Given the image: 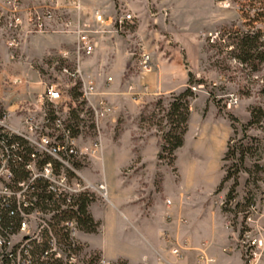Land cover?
Listing matches in <instances>:
<instances>
[{"label":"rangeland","instance_id":"rangeland-1","mask_svg":"<svg viewBox=\"0 0 264 264\" xmlns=\"http://www.w3.org/2000/svg\"><path fill=\"white\" fill-rule=\"evenodd\" d=\"M84 2L89 6H98L106 16L113 19L122 14H130L133 19L117 34L98 36L96 52L81 63L83 73L95 80L97 90L104 94L103 98L109 105L116 107L118 117L115 124L108 121L100 122L99 136L103 154L100 158H85L79 162L81 178L89 184L96 183L103 164L108 166L109 162H114L117 158V152L112 146H107V140H110V144H121L119 140L126 131L131 134L133 141L134 159L131 168L140 169L149 165L141 163L139 141L152 135L159 137L160 133H156L157 129L148 127L147 124L139 126V116L143 112L147 116L150 115L154 111V103L160 99L164 100L163 104L166 106L170 93L161 94L158 90L150 89L145 83L148 93L141 105H134L130 96L126 95L129 84L139 83L141 54L146 52L151 56L153 72H158L162 66L169 70L184 71L187 82L189 79L194 82L190 84L191 86H197L195 82H202L200 84L203 85V89L194 93L196 97L190 103V116L191 112L196 110H201L204 115L209 107L216 110L214 118L216 120L221 119L228 123L225 114L233 115L238 120V133L234 136L235 140L231 142V147L237 142L242 146L243 153H247L245 166L240 165L239 161L230 159L225 163L227 167L234 165L233 174L237 173L234 181L230 180L222 186L219 184L208 197L203 210L200 213L186 215L184 219L188 223L187 226L190 225L200 238L209 240L214 238L217 249L214 254L210 252L209 255L215 258L217 264H244L243 251L231 235L238 234L242 212L249 199L255 202L264 199V120L259 125L245 127L250 117L249 109L256 106L264 108V66L257 73H250L249 69L238 64L229 55L232 47L229 45L228 36L233 32L256 29L264 31V0H84ZM70 40V37L61 35L32 38L21 48V51H17V58L13 62L7 61L8 51L4 46H0V109L13 110L5 125L13 127L15 103L28 97H35L40 90L36 85L40 79L53 81L54 77L59 75L61 65L73 67L71 63H62L58 57L61 50L68 48L64 43ZM261 40L264 42V32ZM22 73H26L27 76L22 78V85L15 86L13 80L20 78ZM108 77L112 78V82L107 85ZM62 80L70 83L64 77ZM214 83L216 86H213ZM186 86L188 87L187 83ZM230 94L238 97L237 108L227 109V97ZM76 96L79 102H83L78 95ZM74 101L73 99V104H76ZM83 107L85 110L88 109L85 102ZM83 116L87 120L85 112ZM162 116L163 113L159 115ZM194 119L193 116L190 131L193 130ZM83 132L88 133L92 140L98 135L95 129L92 131L86 129L77 135L80 137ZM82 142H85L84 139ZM189 142L192 141L187 138V148ZM182 160L180 155L178 160L180 169H182ZM218 162L219 160L216 162H211L209 159L197 160L200 165L198 167L208 170V176L215 181H219L222 177ZM155 166L170 168L171 171L168 168L166 170L170 180L166 177L165 187L168 188L167 193L174 195L176 182L174 175H171L172 168L163 162L160 163L158 159ZM151 177L158 190L163 181L161 173ZM231 188L234 189L237 205L225 209L220 204L226 201ZM87 195L94 200L89 207V213L93 221L98 224V228L94 234L80 231L78 233L77 243L81 247L79 254L84 262L92 258H105L113 264H127L124 260L108 259L101 251L92 249V242L99 247L107 242L102 235L101 221H96V218L103 214L104 207H107L105 211L108 214L116 216L114 232L108 238L113 249L130 256L132 264H160L159 255L169 260L161 254L164 246L160 238L161 227H158L154 221L151 220L145 227H140L125 220L119 212L122 210L111 206L107 192L106 197L91 192ZM94 203L98 204L96 205L98 208L92 206ZM102 204L103 208H101ZM210 209L213 220L210 219ZM186 212L188 211H184ZM174 217L177 218L176 215ZM175 218L170 222L165 221L168 224L172 222V226H178ZM227 220L234 223L232 228L225 227ZM87 235H92V238H88ZM223 248L228 249L226 253H222ZM192 259L187 254L184 264L187 261L188 264H192ZM261 264H264V261Z\"/></svg>","mask_w":264,"mask_h":264},{"label":"built area","instance_id":"built-area-1","mask_svg":"<svg viewBox=\"0 0 264 264\" xmlns=\"http://www.w3.org/2000/svg\"><path fill=\"white\" fill-rule=\"evenodd\" d=\"M132 19L130 14L113 19L84 0H0V46L8 51V62L16 60L17 51L30 39L61 35L71 40L64 43L68 48L61 50L58 57L62 63L73 66L61 65L56 81L40 79L36 83L40 90L35 97L15 103L13 127L4 124L13 110L0 109V264H113L105 258L84 262L77 243V223L61 219V214L83 194L99 193L106 197L104 183L89 184L81 178L79 162L102 156L99 125L101 121L115 124L117 109L99 93L95 80L83 73L81 63L96 52L98 36L117 34ZM152 64L151 56L143 52L140 74L150 72ZM25 74L15 78L13 84L22 85ZM63 77L70 83H65ZM111 82L112 78L108 77L107 85ZM196 85L189 86L193 93L203 89L202 84ZM75 91L92 113L98 134L94 140L88 133L74 135L68 124L69 113L75 106ZM147 91V85L139 82L129 84L126 95L134 105H141ZM227 99V109L238 107L236 95L230 94ZM19 174L23 176L17 177ZM41 188L58 203L57 210L51 209L53 204L49 201H46V210L40 208L34 193ZM165 204L169 208L170 200ZM235 205V198L220 204L225 209ZM7 215L17 217V228L15 219L9 226L4 223ZM172 218L170 214L165 216L168 222ZM175 220L186 224L183 218ZM241 220L238 234H234L238 236L244 264H261L264 261V199L249 200ZM233 225L231 221L225 222L226 228ZM160 238L168 245V253L174 260L169 262L159 255L160 264H180L186 261L190 251L197 252L192 264H217L209 255L210 242L194 249L187 239L179 240L167 231H162ZM227 250L223 248L222 252Z\"/></svg>","mask_w":264,"mask_h":264},{"label":"crops","instance_id":"crops-1","mask_svg":"<svg viewBox=\"0 0 264 264\" xmlns=\"http://www.w3.org/2000/svg\"><path fill=\"white\" fill-rule=\"evenodd\" d=\"M138 81L146 83L150 89L158 90L161 94H169L185 87L187 76L184 74V71L169 70V68L162 66L158 72L151 71L144 74V76H138ZM215 113L216 110L213 107H209L204 115L201 110L191 112L183 145L175 153V172H171L176 182L174 195L166 192L168 188L165 187V179L168 177L170 180V175L166 173L168 167L158 168L155 166L160 149L159 137L156 135L140 139L139 141L138 151L141 163L149 164L140 169L131 168L134 153L132 151L133 141L129 132L126 131L127 133H123L120 138L121 140H119L121 144H110V140H107V146H112L117 152V158L114 162H109L108 166L103 164L100 177L95 181L96 183H104L106 185L109 203L112 207L122 210L119 212L128 222L145 227L146 223L152 220L158 227H161L160 233L164 229L174 238L187 239L194 249L200 248L202 243L210 242L212 247L209 253L211 252L212 254L217 249L213 237L210 240L200 238L199 234L195 233L190 225L187 226V222L185 225L178 224V226H172V222L169 224L166 223L165 216L166 214H170L173 218L176 215L177 218L184 219V216L191 213H200L208 201V197L213 194L223 178L221 160L226 152L228 141L233 132L228 123L221 119H214ZM193 116L195 123L192 124L193 130L190 131ZM111 136H113L112 133ZM187 138L192 141L189 142L188 148ZM180 155L183 159L181 164L182 169L178 166ZM199 159H209L211 162L219 160L217 165L222 172V177L219 181L211 179L208 176V170L198 167L200 166L197 163ZM168 169L170 170V168ZM157 173H161L163 178L158 190H156L153 183L154 179L151 177ZM166 200H170L171 202L169 208L165 204ZM97 203H94L92 206L96 208ZM103 207L102 204L101 208ZM106 208L104 207L102 209L103 214L100 217L98 216L96 221H101L103 227L102 235L103 238L107 239V242L102 247L96 244L93 245L92 242V249L101 251L108 259L115 261L124 260L127 264H132L130 256L125 255V253H118L110 246V242H108V238L114 232V224L117 221L115 220L116 216L110 215L105 211ZM184 211L188 212L184 213ZM212 216L210 209L211 220H213ZM87 237L92 238V235H87ZM163 245L161 254L169 260L174 261L168 253L167 244L163 243ZM188 254L193 258L191 261H194L197 252L190 251ZM180 264H184V261L180 262ZM186 264H188V261Z\"/></svg>","mask_w":264,"mask_h":264},{"label":"trees","instance_id":"trees-1","mask_svg":"<svg viewBox=\"0 0 264 264\" xmlns=\"http://www.w3.org/2000/svg\"><path fill=\"white\" fill-rule=\"evenodd\" d=\"M263 32V30L256 29L247 32H233L228 36L229 45L232 47L229 55L231 58L236 60L238 64L249 69L250 73H257L264 66V42L261 40ZM56 80L57 78L54 77L53 81ZM192 83L194 82L189 79L187 82L188 87L186 86L177 92L170 93L166 106L163 104L164 100L160 99L154 103V111L150 115L147 116L143 112L139 116V126L147 124L148 127H155L157 129L156 133H160L158 134L160 140V150L158 152L157 159L160 163L163 162L167 166L171 167L173 173L175 172V168L173 167L175 152L183 145V139L185 133L187 132L188 120L190 117V103L196 97V95L189 89V86ZM195 83L199 84L202 82ZM77 93H73V99L75 100L74 103L76 102V104L70 111L67 119L74 135H77L86 129L88 131H92L94 129L92 113L89 109H84V102H79L78 97L76 96H79V94ZM83 112H85L87 120H85ZM162 113L163 116L159 117ZM249 115L250 117L245 124L246 128L259 125L262 120H264V108L260 106L251 107L249 109ZM225 118L230 124L233 136L229 139L226 152L222 158V170L224 172V177L221 180L220 186L230 180L234 181V177L237 175L236 172L233 174V164L231 167L226 166L225 163L229 161V159L231 161H239L240 165L244 166L247 160L245 156L247 153H243L242 146L240 144H237L236 142V145L231 147V142L235 140L234 136L238 133L237 118L231 114H225ZM241 127L243 128V126ZM22 176L23 174H19L17 177ZM34 194L37 195V198L40 201L39 205L41 209H47L48 201L53 204L51 209L57 210L59 208L58 203L53 201L52 196L47 195L43 188ZM233 198H235L234 189L231 188L226 196V200H232ZM93 201L94 200L86 194L79 196L71 204V206H69V208L61 214V217H63L61 219L74 220L77 223L78 230L82 233H96L98 224L93 221L89 213V207ZM6 217V222L4 223L9 226V223L12 224L15 219V225L17 228V217L15 216L14 218L9 215Z\"/></svg>","mask_w":264,"mask_h":264},{"label":"water","instance_id":"water-1","mask_svg":"<svg viewBox=\"0 0 264 264\" xmlns=\"http://www.w3.org/2000/svg\"><path fill=\"white\" fill-rule=\"evenodd\" d=\"M231 237L235 242H238V236L236 234H232Z\"/></svg>","mask_w":264,"mask_h":264}]
</instances>
